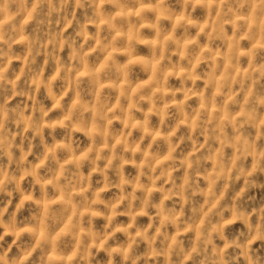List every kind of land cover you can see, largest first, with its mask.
<instances>
[{
    "label": "rangeland",
    "instance_id": "rangeland-1",
    "mask_svg": "<svg viewBox=\"0 0 264 264\" xmlns=\"http://www.w3.org/2000/svg\"><path fill=\"white\" fill-rule=\"evenodd\" d=\"M0 264H264V0H0Z\"/></svg>",
    "mask_w": 264,
    "mask_h": 264
}]
</instances>
